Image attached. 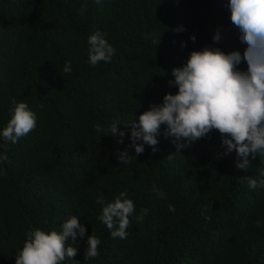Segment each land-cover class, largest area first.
<instances>
[{"label":"trees","instance_id":"1","mask_svg":"<svg viewBox=\"0 0 264 264\" xmlns=\"http://www.w3.org/2000/svg\"><path fill=\"white\" fill-rule=\"evenodd\" d=\"M226 3L0 0V131L13 99L37 116L36 128L9 144L8 161H0V264H15L29 230L61 232L72 216L87 230L75 244L66 241L77 248L79 264H264V188L252 190L247 180L264 179V153L240 170L235 152L223 155L217 130L177 152L185 141L162 127L158 151L145 145L142 155L129 149L130 163L118 158L131 142L124 124L176 94L172 70L192 51L209 46L243 54ZM217 29L221 41L214 43ZM96 31L116 52L111 62L92 66L87 39ZM68 61L71 73L63 71ZM116 122L123 143L109 134ZM3 144L0 137V153ZM124 191L135 212L127 238L113 239L96 200L102 195L111 203ZM91 235L101 241L100 254L85 260Z\"/></svg>","mask_w":264,"mask_h":264},{"label":"clouds","instance_id":"2","mask_svg":"<svg viewBox=\"0 0 264 264\" xmlns=\"http://www.w3.org/2000/svg\"><path fill=\"white\" fill-rule=\"evenodd\" d=\"M100 3L101 0H96ZM226 9L230 12V21L237 30L239 42L245 46L243 54L239 51L225 53L220 48L205 46L201 51H192L185 65L172 70L173 81L170 86L176 87V94H165L163 102L152 105L144 111L137 120L124 124L130 126V144L119 153L121 164L131 162L135 154L142 155L145 145L153 152L158 151L157 139L161 128L176 141L177 152L183 147L205 138L213 130L221 136L223 155L235 152V167L247 171L251 166L250 158L255 159L257 153H264V0H227ZM83 10V9H82ZM183 27L173 29L179 33ZM147 38V37H146ZM161 37L153 39L158 45ZM190 40L195 43L193 35ZM221 41L220 30L217 29L213 42ZM88 62L96 66L100 62H111L116 49L112 47L106 34L94 32L87 39ZM182 42L181 47H186ZM247 64L246 70L240 65ZM71 62L65 63L63 71L71 73ZM13 114L6 127L0 131L3 138L4 152L0 153V161H8L9 144L17 143L36 128L37 116L26 103L12 100ZM119 122L113 123L109 134L119 135L118 143H123L125 132L118 131ZM97 132L103 131L95 125ZM173 155V154H172ZM172 155L168 158L171 159ZM219 155V154H218ZM260 175L264 177V172ZM248 187L255 190L264 188V179L247 178ZM153 191L161 199H165L162 189L153 186ZM96 203L102 206L98 219L110 230L113 239H126L130 219L135 212L134 202L127 198V192H121L114 202L105 204L104 197L97 198ZM170 212L175 208L169 205ZM147 214V209H141ZM143 220V215L137 217ZM210 220L211 217H205ZM260 226V221L256 222ZM61 232H45L40 229L29 230L22 250L15 256V264H64L75 261L77 248L66 246L71 238L75 244L77 238L83 239L85 226L76 216L67 219L61 225ZM84 259H94L99 256L100 239L91 235L87 239Z\"/></svg>","mask_w":264,"mask_h":264}]
</instances>
